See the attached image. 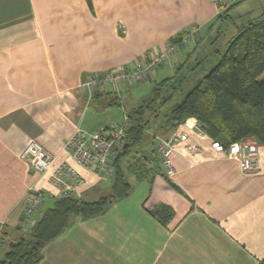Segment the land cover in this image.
<instances>
[{"label": "crops", "instance_id": "1", "mask_svg": "<svg viewBox=\"0 0 264 264\" xmlns=\"http://www.w3.org/2000/svg\"><path fill=\"white\" fill-rule=\"evenodd\" d=\"M89 1L0 0V257L8 241L58 198L48 174L35 172L19 157L28 141H37L83 176V184L69 195L92 201L110 192L113 173L104 177L83 167L63 145L76 127L95 131L120 121L112 107H122L123 113L136 106L132 102L140 97L135 99L131 89L142 81L119 96L96 91L87 98L80 86L86 75L119 66L129 69L140 59L148 60L192 24L199 25L207 43L192 51L197 58L213 51L219 39L226 41L232 25L264 10V0H221L224 5L238 2L228 9V19H217L212 0ZM206 46L212 50H203ZM176 61L177 54L165 63L173 71ZM160 67L148 79L160 76ZM121 95H127L124 101ZM181 130L187 127L165 129L153 120L140 146L150 157L145 176L127 173L128 195L104 212L71 217L65 232L43 246L35 264L264 260V146L259 145V169L245 173L235 160L215 150L207 135L191 131L171 154L172 173L167 175L158 144ZM32 185L40 190L43 203L27 217L24 209ZM161 204L172 210L165 223L153 215Z\"/></svg>", "mask_w": 264, "mask_h": 264}, {"label": "trees", "instance_id": "2", "mask_svg": "<svg viewBox=\"0 0 264 264\" xmlns=\"http://www.w3.org/2000/svg\"><path fill=\"white\" fill-rule=\"evenodd\" d=\"M234 3L224 5L221 1L217 7V19L226 18L228 9ZM231 28L233 30L229 32L223 46L211 51L216 58L215 64L190 85L179 101H173L174 96L182 91L180 85L186 80L180 68L186 65L185 61L194 48L189 47L192 41L179 43L183 33L169 42H178L177 51L153 65L150 74L156 65L177 54L179 57L172 74L155 82L138 105L124 111L122 115H126L125 120L124 115L121 122L113 121L123 127L124 143L116 149L109 194L92 201L71 195L54 199L53 204L43 209L28 229L20 231L18 237L8 241L0 264L37 263L41 259L43 246L65 232L71 217L95 216L104 212L113 201L126 197L130 191L127 173H134L138 178L147 173L150 157L145 151H140V146L153 120L158 119L162 127L168 129L191 119L212 141L224 146L241 140L264 146V10L243 22L235 23ZM184 53L183 59H180ZM205 53L194 58L196 64L209 54ZM106 91H113L117 96L121 94L110 89L102 92ZM153 215L165 223L172 216V210L161 204ZM2 238L0 227L1 243ZM258 264H264V260Z\"/></svg>", "mask_w": 264, "mask_h": 264}, {"label": "built area", "instance_id": "3", "mask_svg": "<svg viewBox=\"0 0 264 264\" xmlns=\"http://www.w3.org/2000/svg\"><path fill=\"white\" fill-rule=\"evenodd\" d=\"M214 2L217 7L221 4V0H214ZM199 33V27L191 25L182 35L179 43L187 44L188 41H194L196 37H199ZM178 47V42L168 43L164 50L154 53L148 60L136 61L129 69L119 66L100 74H88L82 79L80 86L85 91L87 98L93 92L107 89L121 92L127 86L149 77L150 68L164 58H168L177 51ZM123 119L125 120L126 116ZM183 125L187 127V130L177 131L158 144L167 175L172 173L170 156L175 151L176 146L186 142L191 131L201 136L205 134L194 120L189 119ZM123 143V127L111 121L105 128L93 132L76 127L72 135L65 141L63 148L68 156L72 157L78 164L106 177L113 173L114 160L117 155L116 149ZM211 144L215 150H221L227 158L235 160L242 172L247 173L259 169V146L255 142L241 140L224 146L212 141ZM19 157L35 172L48 174L49 181L58 189L57 197L59 198L77 190L84 182L83 176L70 163L66 160L57 161L55 156L47 152L35 140L28 141L19 153ZM27 195L28 200L24 214L29 217L40 208L43 197L40 190L34 185L28 188Z\"/></svg>", "mask_w": 264, "mask_h": 264}, {"label": "rangeland", "instance_id": "4", "mask_svg": "<svg viewBox=\"0 0 264 264\" xmlns=\"http://www.w3.org/2000/svg\"><path fill=\"white\" fill-rule=\"evenodd\" d=\"M241 1H244V0H241ZM212 2L214 3V5H215V2H214V0H212ZM243 7H245V6H243ZM215 8H216V12L217 13H219V8H217V6L215 5ZM241 9V8H240ZM192 26H198L199 27V25H197V24H192ZM190 27V26H189ZM188 27V28H189ZM187 28V29H188ZM205 34H206V32H204ZM200 34V33H199ZM224 34H227L226 32L224 33ZM201 35H199V37H196V39L194 40V42L192 41L191 42V44L189 45V47L190 48H194V50L196 49V48H201V45L202 44H204L203 46H205V45H207V43H206V41H203V38H201L200 37ZM202 36H203V34H202ZM224 39V38H223ZM225 41L224 40H222V39H219L217 42H216V46L217 47H222L223 46V43H224ZM194 46V47H193ZM203 50H212V49H209L207 46L206 47H203ZM207 52H209V54L207 55V56H205L204 58H203V60H201V62L199 63V64H196V60H194V58H195V55L194 54H192L188 59H187V61H185L186 63V65L184 66V67H181L180 68V72H181V75L182 76H186L185 78H186V80L180 85L181 86V89H182V91H178V93L177 94H175V96H174V100L173 101H179L181 98H182V95H183V93H186L187 91H188V89L190 88V85H192V83L199 77V76H201L202 74H204L205 72H207L214 64H215V62H216V58H215V56L213 55V53H211V51H207ZM207 52L205 53V54H207ZM191 53H193V52H191ZM179 57V56H178ZM180 59H183V54H181L180 55ZM197 57V56H196ZM166 61H164V63H161V64H159V65H156V67H160L161 68V71L159 72V74H160V76L159 75H157L156 76V74H155V76H154V74H153V79L152 78H150V79H147V80H144V81H142L141 83H139L138 85H136L135 87H133L131 90H132V92H133V95H135L136 94V96H135V99H137L138 97H140L139 98V100L137 101V100H134L133 102H132V104L133 105H138L139 103H140V101L149 93V91H150V89H151V87H152V85L155 83V82H157V81H159V80H161L162 78H164V77H167V76H169V75H171L172 74V72L173 71H171L170 70V68L166 65L167 63H165ZM199 62V61H198ZM195 63V64H194ZM119 66V65H118ZM122 67V66H121ZM124 68V67H123ZM155 69V68H154ZM153 69V72H156L155 70ZM152 72V73H153ZM137 83V82H136ZM124 97H125V99H126V97H127V95L125 96V95H121V98H122V101H124ZM141 99V100H140ZM132 101V100H131ZM130 101V102H131ZM123 104H124V106L126 107V108H128V106H127V103L126 102H123ZM130 105H131V103L129 104V107H130ZM113 110L114 109H116V114H115V116L117 117V118H119L120 117V122L122 121V107H120V106H116V105H114L113 107ZM122 113V114H121ZM121 114V115H120ZM119 120V119H118ZM182 125V124H181ZM105 128V127H104ZM83 129V128H82ZM101 129H103V128H101ZM98 130H100V129H98ZM95 131H97V130H95ZM89 132H93V131H89ZM259 146V145H258ZM81 186V185H80ZM108 192H102V194H100V195H106ZM88 199H90V198H88ZM34 213V212H33ZM32 213V214H33ZM0 242H1V240H0ZM1 245V244H0ZM0 248H1V246H0Z\"/></svg>", "mask_w": 264, "mask_h": 264}]
</instances>
